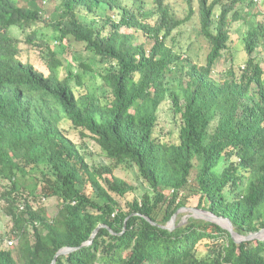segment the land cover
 Segmentation results:
<instances>
[{
  "label": "trees",
  "instance_id": "obj_1",
  "mask_svg": "<svg viewBox=\"0 0 264 264\" xmlns=\"http://www.w3.org/2000/svg\"><path fill=\"white\" fill-rule=\"evenodd\" d=\"M38 1L0 0V204L12 221L0 235V264H53L64 247L74 249L56 264H264V238L237 241L217 222L193 216L164 227L195 197L197 208L228 218L238 234L264 229L260 0H182L183 18L166 0H155L152 13L141 12V0H64L54 21ZM103 8L121 18L86 22ZM198 11L200 28L192 33L207 43L203 63L191 46L184 57L167 44ZM40 20L57 31L55 39L30 31ZM235 23L248 55L243 65L232 52ZM12 29L33 49L47 50L49 75L22 59ZM131 29L144 31L151 48L135 43ZM69 36L86 43L92 62L63 67L58 54ZM230 52L219 80L215 66ZM102 64L103 83L92 90L83 74ZM167 101L180 115L174 142L156 129ZM64 121L100 147V158L85 153ZM121 165H133L142 184L117 176ZM52 198L54 214L44 200Z\"/></svg>",
  "mask_w": 264,
  "mask_h": 264
},
{
  "label": "rangeland",
  "instance_id": "obj_2",
  "mask_svg": "<svg viewBox=\"0 0 264 264\" xmlns=\"http://www.w3.org/2000/svg\"><path fill=\"white\" fill-rule=\"evenodd\" d=\"M20 3H22L25 6H31L29 2L31 0H18ZM41 3V9L43 11L44 16H49L51 21L56 20L58 17V14L62 11L63 9V2L64 0H39ZM38 1V2H39ZM45 1H47L45 3ZM123 4L125 5H132V0H122ZM260 8L264 10V0H260ZM166 3H169L174 11V13L177 15L178 18H183L188 14V9L187 5L182 2V0H166ZM136 6L138 8H141V12L143 10H147V12L152 13V10H156V4L155 0H141L136 2ZM198 3L195 2L194 7L199 10ZM117 10L111 11V10H106L102 9L99 11V13L94 17L92 15H87V20L86 22H91L95 19H101L104 18L107 14L112 15V16H118L117 18H121V15L117 14ZM160 13V12H159ZM139 14V13H138ZM200 15V11L195 13V17L190 19L188 21L187 26L180 27L179 29H176L173 33V35L170 37V39L167 40V44L169 46L174 47L178 52H182L184 54V57H186L187 50L191 46L192 47V52H190L191 55H199L196 57L199 61L203 63L204 58L207 53V43L205 40H198L195 36V32L193 31L194 29L200 28V18H198ZM153 18L154 21V15L150 16V18ZM155 19H158V14L155 15ZM256 20V18H254ZM258 21L264 22V16H259L257 17ZM46 21V20H45ZM43 20L37 21L33 27H31V30H36L37 31V37L39 40H44V41H51L52 39H55L54 36L57 33L56 30H52L51 26H48L46 22ZM104 20H101V24H103ZM53 24V23H52ZM199 25V26H198ZM238 23H235L233 26V53L235 52V61L238 64H244L245 60H247L248 55L244 49V41L242 40L241 37V32L236 33L238 26ZM240 28L242 31L246 29V26L241 24ZM132 34L135 37V43H142V42H149L147 43L148 48H151V39H148L145 37L144 31L142 30H137V29H131ZM13 35L21 39L20 47L24 48V52L22 54V59L24 61L27 60H35L36 66L45 72L46 75L50 74V69L48 67V61L49 57L47 56V50L35 48L33 49L30 44H28L25 33L20 32L18 29H12ZM32 32V31H31ZM194 32V33H192ZM192 37V38H191ZM197 42H196V41ZM56 42V41H55ZM66 45V51L65 53H59L58 57L62 62L64 63L65 66H63L65 69L69 68L68 66L72 65L74 67L78 66V62L80 60H83V58L90 60V62L93 61L95 58L94 56H91V52L86 49V43L77 41L74 37L69 36ZM203 42V47L202 49H199L201 47V43ZM58 45V44H57ZM58 50H61L58 48ZM198 50L197 52H195ZM259 53V52H258ZM229 54V55H228ZM227 54V57H225L217 63L215 66V71H214V77L217 79H222L225 75V71L230 67L231 65V52ZM94 57V58H93ZM74 58L78 59V61H74ZM97 65V68L95 71L92 73H89V75H84L83 79L85 84L87 83V86H89L92 90H99L101 88V85L103 83L102 76H100L98 73L100 71H103L104 67L106 64ZM64 68H61L60 70L63 71ZM66 69V70H67ZM70 69V68H69ZM79 70V69H78ZM77 70V71H78ZM81 72L84 71L83 68L80 69ZM87 86H80L81 89H87ZM81 89H79L81 91ZM170 101V100H169ZM169 101L163 103L159 110V121L158 125L156 127L157 129V134L162 135L165 140L168 141H176L178 138V131H179V116L174 113V110L172 109ZM171 102V101H170ZM64 126L65 132H67L72 138L84 149L85 153H88L91 158L93 159L92 156L96 157L97 159L100 158V152L101 149L100 147L90 138H83L80 136L77 130L74 129L72 123L70 121H64L62 122ZM115 174L117 176H120L129 182H132L134 184L141 185L142 184V179L137 178V173H136V168L132 166H125L121 165L119 168L116 169ZM145 184V182L143 183ZM45 203L49 207L50 212L54 214L57 210V203L55 199H44ZM197 198L195 197H190L188 200V207H195L197 208ZM4 204H0V235L9 233V230L12 228V221L11 217L6 214L4 211ZM179 216V218H178ZM195 217L194 214L189 211V210H181L179 212V215H177L176 220H180L181 222H186L189 217Z\"/></svg>",
  "mask_w": 264,
  "mask_h": 264
},
{
  "label": "water",
  "instance_id": "obj_3",
  "mask_svg": "<svg viewBox=\"0 0 264 264\" xmlns=\"http://www.w3.org/2000/svg\"><path fill=\"white\" fill-rule=\"evenodd\" d=\"M181 210H189L191 211L195 217L197 218H203L209 221H214L217 222L218 224L222 225L223 227L229 229L232 232L233 237L237 240V241H242L245 239H251V238H264V229L258 231V232H253L247 236L245 235H241L238 234L235 230H234V226L232 224V222L224 217V216H218L216 214H214L213 212H210L208 210L205 209H200V208H195V207H184L181 208L178 212H180ZM178 213H176L173 218L171 219V221L165 225L164 227L167 228H173L176 225V218H177ZM103 226V224H100L93 232L90 240L88 242H85L82 244V246L90 244L93 241V238L96 236L97 232L99 231L100 227ZM74 248L73 247H64L61 250H59V252L56 254L54 260H53V264H56L57 261V257L60 254H64L67 252L72 251Z\"/></svg>",
  "mask_w": 264,
  "mask_h": 264
},
{
  "label": "clouds",
  "instance_id": "obj_4",
  "mask_svg": "<svg viewBox=\"0 0 264 264\" xmlns=\"http://www.w3.org/2000/svg\"><path fill=\"white\" fill-rule=\"evenodd\" d=\"M47 1H45V3H46Z\"/></svg>",
  "mask_w": 264,
  "mask_h": 264
}]
</instances>
